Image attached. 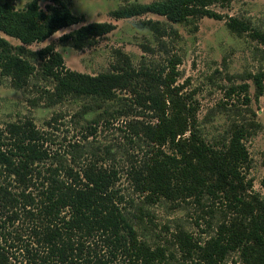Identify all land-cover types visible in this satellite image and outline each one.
I'll return each mask as SVG.
<instances>
[{
  "label": "trees",
  "instance_id": "obj_1",
  "mask_svg": "<svg viewBox=\"0 0 264 264\" xmlns=\"http://www.w3.org/2000/svg\"><path fill=\"white\" fill-rule=\"evenodd\" d=\"M16 1L0 2V31L20 41L13 44L0 35V79L9 78L18 89H33L37 99L49 105L70 99L81 106L74 115L77 124L80 120L86 124L79 125L80 138L70 142L64 153L49 147L50 134L30 118L0 127V264H264V196L248 177L251 157L246 145L261 127L256 113L243 114L224 133L208 139L196 116V104L181 100L183 109L174 114L169 110L173 101L169 106L152 93L143 100L151 119L129 121L132 132L125 125L127 139L143 142L146 148L139 161L125 164L124 169L114 150L121 148L119 143L102 144L96 135L101 119L109 129L119 116H127L125 108L117 113L107 105L89 123L86 115L118 99L116 88L128 86L136 70L124 60L126 64L118 61L111 70L90 75L68 68L52 43L31 49L27 45L42 42L84 17L71 11L70 0H50L46 9L38 0L17 9ZM123 1L111 11L112 17L156 13L180 23L203 16L221 19L210 6L232 0ZM143 24L159 36L176 33L160 20L150 18ZM227 25L232 32H248L264 44V32L249 21L231 16ZM115 28L108 21L90 22L60 40L81 50ZM179 62L170 59L173 74L153 75L170 87ZM251 78L259 99L264 94V68ZM34 79L51 81L53 86ZM234 93L248 104L247 82L231 86L227 96ZM237 112L242 114L240 109ZM123 172L131 192L121 185ZM190 199L220 215L215 232L204 231L209 233L205 239L179 227L166 242L152 241L144 224L145 215L149 216L146 206Z\"/></svg>",
  "mask_w": 264,
  "mask_h": 264
},
{
  "label": "rangeland",
  "instance_id": "obj_2",
  "mask_svg": "<svg viewBox=\"0 0 264 264\" xmlns=\"http://www.w3.org/2000/svg\"><path fill=\"white\" fill-rule=\"evenodd\" d=\"M3 1L5 0H0ZM29 1L31 0H17L15 6L21 9ZM132 1L148 3L153 0ZM38 2L43 9L51 4L50 0ZM122 4L123 0H70L71 11L83 16L84 20L59 29L42 42L27 46L39 50L52 43L63 55L68 68L90 75L107 72L116 62L120 61L122 65L126 64L124 60H129L136 70L131 83L126 87L116 88L118 99L108 100L86 115L89 123V119L103 112L107 105L117 113V110L125 108L123 111L127 116H119L109 129L106 128L104 119H101L96 135L98 142L102 144L119 143L121 148L114 146V150L119 157L117 163L124 164V169L125 164L139 161L146 148L143 142L133 143L127 139L125 125L130 130L129 121L151 119L152 114H148L143 100L152 93L157 94L169 106H172L173 101L174 104L169 110L174 114L176 110L183 109L181 100L187 104H196V116L202 132L208 139L224 133L232 120L241 119L244 115L251 117V110L254 111L255 119L260 122L261 127L246 140L251 157L248 177L253 179L255 191L264 196V94L259 99L255 98V85L251 78V74L264 68V44L248 32L241 35L232 32L227 25L230 17L234 16L249 21L252 27L264 32V0H232L226 5L215 3L210 8L221 14V19L203 16L180 23H172L165 16L156 13L120 19L112 17L111 11ZM150 18L164 22L167 27L176 30V33L159 36L143 24L144 20ZM103 21L115 23L116 28L102 36L94 46L78 50L60 40L63 34L82 25ZM0 35L13 44L20 43L17 38L2 31ZM173 58L179 59L180 62L174 70L175 82L168 87L157 80L153 73L163 71V77L167 73L173 74V66L170 63ZM34 81L40 85L48 83L50 87L53 86L51 81ZM243 82L249 85L248 104L243 103V96L238 93L227 96L231 86ZM38 96L33 89L25 91L15 88L9 78L0 79V127L5 128L10 122L30 118L39 129L50 134L53 140L48 143L49 147L53 151L64 153L70 142L80 138L79 125L86 124L84 120L77 124V117L74 116L81 106L70 99L49 105L45 99H37ZM237 107L242 114H238ZM135 124L139 126L140 122ZM185 135H188V132ZM89 139H92V136ZM2 178L0 177V181ZM121 185L131 192L125 172ZM145 209L149 211V216L145 215L144 218V224L148 228L145 231L149 233L152 241L166 242L179 227L206 239L209 233L215 232L221 220L219 214L212 215L191 199L178 204L163 201L154 206L147 205ZM233 257L231 256L230 260Z\"/></svg>",
  "mask_w": 264,
  "mask_h": 264
}]
</instances>
